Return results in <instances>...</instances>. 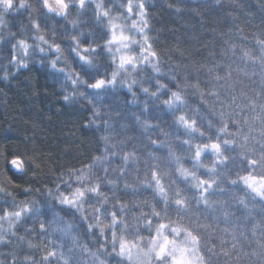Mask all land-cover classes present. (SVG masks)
<instances>
[{"label": "snow or ice", "instance_id": "obj_1", "mask_svg": "<svg viewBox=\"0 0 264 264\" xmlns=\"http://www.w3.org/2000/svg\"><path fill=\"white\" fill-rule=\"evenodd\" d=\"M147 4L148 0H37L35 5L29 0H0V31H7L0 35V45L10 44L11 49L3 79L9 78V65L27 68L38 54V62L47 63L55 78L62 74L66 103L84 99L92 105L89 123L98 130L96 118L102 113L96 102L120 88L130 94L128 104H139L144 113L143 117L135 111L103 113L109 119L102 121L98 137L102 150L79 168L65 169L51 187L45 185L43 204L35 198L17 202L5 186L12 180L0 173V193L12 196L10 206L0 207V246L12 244L15 238L40 254L38 258L25 254L22 264H218L220 256L228 258L224 264H244L242 258L247 264H264V34L256 38L258 56L253 49H239L245 65L259 64L261 88L251 95L244 90L236 94L240 76L248 73L224 61L237 55V46L224 41L227 47L219 53L220 60H215L213 51L211 64L178 63L165 71L149 35ZM93 8L94 21L85 29L80 17ZM73 9L76 16L70 18ZM23 11L29 13L31 42L18 37L6 20ZM51 15L63 18L70 30L48 29ZM20 31L25 32V26ZM59 41H66V47ZM177 69L183 70L182 77ZM204 73L206 89L200 80ZM165 77L174 82V89ZM81 86L92 90V95ZM189 89L199 96L195 107L189 104ZM150 107L157 110L156 122L148 116ZM165 111L172 117L169 128L160 123ZM122 115L134 118L138 132L127 134L133 125L122 122L125 137L115 140L111 117ZM129 141L131 148L126 147ZM174 142L182 147L178 150ZM153 148H166V155ZM186 159L191 166L184 163ZM6 162L17 172L25 171L20 156ZM23 190L33 191L31 186ZM145 190L151 194L141 196ZM257 204L260 220L255 216ZM42 208L50 210V220L44 218ZM66 215L72 219L66 220ZM77 217L82 232L74 231L79 227ZM29 221L30 226L24 227ZM21 227L25 233H36L39 240L18 235ZM82 236L91 245L82 243ZM253 242L256 246L249 253L245 245ZM10 256V264H17L15 250ZM0 264L5 260L0 259Z\"/></svg>", "mask_w": 264, "mask_h": 264}, {"label": "trees", "instance_id": "obj_2", "mask_svg": "<svg viewBox=\"0 0 264 264\" xmlns=\"http://www.w3.org/2000/svg\"><path fill=\"white\" fill-rule=\"evenodd\" d=\"M29 2L34 5L37 4V0H29ZM169 4L174 5V7L169 8ZM147 8L151 25L149 35L152 37L154 48L161 55L165 71L168 67H174L178 63L211 64L214 60L213 57L209 56V53L213 51L217 54L215 60H220L219 53L222 48L227 47L224 41H229L237 46V55L224 62L231 63L234 69L243 68L248 73V76H240L242 83L236 85V94L244 90L251 95L253 89L260 90L261 70L259 64L253 65L249 62L245 65L239 59V49L250 48L254 50L257 56L259 55L256 38L264 34V0H220L219 3H216L215 0H148ZM176 8H179L180 11L177 12ZM93 11V9L86 11L80 17L81 21L84 22L81 26L85 29L92 26ZM33 15L37 14L34 13ZM28 16L29 13L23 11L7 19L11 30L18 37L32 34ZM75 16L76 10L73 9L70 18ZM22 25L26 28L23 33L20 31ZM46 27L48 29L55 28L57 32H62L65 27L69 30L71 28L63 18L55 15L49 17ZM3 35H7L6 30H4ZM49 38H51L50 33ZM59 42L66 47V41ZM180 52H183L184 55L181 56ZM10 56V44L0 45V173L9 177L12 180V185H17L16 187L5 185L17 202L26 198H35L43 204L45 185L51 187L52 181L65 169L69 167L79 168L81 164L87 163L93 154H98L102 150L103 144L98 137L103 130L102 121L109 119L103 113L110 110L121 111L122 113L135 111L142 117L144 113L141 112L139 104H128V100L131 98L130 94L126 89L120 88L105 96L103 101L96 102V106L100 107L102 113L100 117L96 118L100 122V130H98L96 124L89 123L93 119L92 105L84 99L66 103L62 98L64 95L61 87L63 83L62 74L59 79L55 78L56 74L47 66V63L38 62V54L30 60L27 68L17 70L9 65V78L3 79L4 66ZM103 71L104 67L102 66L100 72L103 73ZM177 74L182 77L183 70L177 69ZM235 75L234 72V77ZM205 79L206 73L200 77L201 87L206 89ZM164 81L170 83L173 89L175 88L174 82L168 81L166 77ZM68 90L71 91L70 84H68ZM81 90L92 95V90H88L84 86H81ZM140 98H144L143 94H140ZM187 98L193 107L200 103L199 96L192 95L191 89H189ZM105 106H111V109ZM156 112L154 107H150L148 116L153 122H156ZM133 119L131 116L124 115L111 117V120L114 121L112 131L115 140L125 137V132L120 127L122 122L133 125L127 134H137L138 129L135 128ZM171 120V115L166 111L163 112L160 120L161 127L169 128ZM156 131L158 132V130ZM159 138L164 139L162 136ZM174 143H176L178 150L182 147L178 142ZM126 147L131 148L132 142L129 141ZM137 151L141 150L137 149ZM153 151L160 155H166L167 149L153 148ZM13 156H20L25 161V171L20 176L12 173L9 170V164L6 162ZM184 163L191 166L190 160L186 159ZM200 173L204 174V169H201ZM2 178L0 177V179ZM65 179H67L66 176ZM29 186L32 187L33 191L26 193L23 189ZM179 186L185 187L182 181L179 182ZM225 186L233 187L227 184ZM238 187L242 188V186ZM36 188H40L41 191L37 193ZM150 194V190H145L141 196ZM12 196L0 193V207L10 206ZM56 208L59 210L58 205ZM259 209L260 205L257 204L256 220L261 219ZM42 211L44 218L50 220V210L42 208ZM61 215H65V213L61 211ZM65 219L71 220L72 217L66 215ZM75 223L79 227L74 231L82 232L83 224L78 217ZM30 224L31 221L26 223L24 227H29ZM24 227L18 229V235H25L26 239L39 240L36 233H25ZM248 235L251 239V222H248ZM257 236H259V230H257ZM52 238L59 242L58 236L54 235ZM228 239L231 238L228 237ZM81 242H87L90 245L92 243L85 236L81 237ZM64 243L66 250L68 242L65 241ZM255 246L254 242L246 244L245 250L250 253ZM13 250L18 255L17 264H22V257L25 254L36 255L37 258L40 255L38 251L29 250L26 243L13 238L12 244L0 246V259L5 260V264H10V253ZM74 255H79V253H74ZM233 259H235V254H233ZM242 259L244 264H247V258ZM226 260H228L227 257L220 256L218 264H224Z\"/></svg>", "mask_w": 264, "mask_h": 264}, {"label": "rangeland", "instance_id": "obj_3", "mask_svg": "<svg viewBox=\"0 0 264 264\" xmlns=\"http://www.w3.org/2000/svg\"><path fill=\"white\" fill-rule=\"evenodd\" d=\"M93 10H94V8H93ZM12 15H14V14L8 15V16L6 17V20L8 19V17H10V16H12ZM3 34H4V30H3V31H0V35H3ZM25 36H26V35H25ZM26 37H28V38H29V42H31L32 34L27 35Z\"/></svg>", "mask_w": 264, "mask_h": 264}, {"label": "water", "instance_id": "obj_4", "mask_svg": "<svg viewBox=\"0 0 264 264\" xmlns=\"http://www.w3.org/2000/svg\"><path fill=\"white\" fill-rule=\"evenodd\" d=\"M8 167H9V170H10L12 173H14L15 175L20 176V175L23 174V172H17V171H16L15 169H13L10 165H9Z\"/></svg>", "mask_w": 264, "mask_h": 264}]
</instances>
